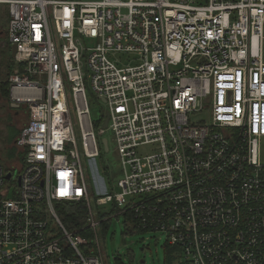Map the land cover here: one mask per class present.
Wrapping results in <instances>:
<instances>
[{
    "label": "built area",
    "instance_id": "obj_1",
    "mask_svg": "<svg viewBox=\"0 0 264 264\" xmlns=\"http://www.w3.org/2000/svg\"><path fill=\"white\" fill-rule=\"evenodd\" d=\"M0 3L27 118L0 165V264H108L100 227L120 217L180 264H264V0ZM106 133L122 177L94 211L84 163L104 172Z\"/></svg>",
    "mask_w": 264,
    "mask_h": 264
},
{
    "label": "rangeland",
    "instance_id": "obj_2",
    "mask_svg": "<svg viewBox=\"0 0 264 264\" xmlns=\"http://www.w3.org/2000/svg\"><path fill=\"white\" fill-rule=\"evenodd\" d=\"M86 1V0H78ZM8 23V7L0 3V165L6 167L16 161L12 151L14 141V130H19L20 119L16 117V111L12 104L5 98L3 90L6 88L8 80L14 73L21 69L11 57L8 49L6 27ZM9 88V87H8ZM88 103L92 120L95 122L101 109L104 110V104L98 103L94 96L88 94ZM202 121H207L203 116ZM14 135V136H12ZM105 137L109 141L110 151L103 153L99 166L104 165V172L96 173L91 163H84L86 169V182L91 191V204L95 208V199L102 196L99 184L103 182L105 192H111L116 187L117 181L122 177V172L113 152L111 135L106 133ZM262 161L264 162V140L261 143ZM110 210V207H106ZM119 220V221H118ZM112 218L100 231L102 233V247L107 257L108 264H180L175 261L167 263L165 260V247H167L164 235L153 233H129L125 227L124 219ZM143 262V263H141Z\"/></svg>",
    "mask_w": 264,
    "mask_h": 264
},
{
    "label": "trees",
    "instance_id": "obj_3",
    "mask_svg": "<svg viewBox=\"0 0 264 264\" xmlns=\"http://www.w3.org/2000/svg\"><path fill=\"white\" fill-rule=\"evenodd\" d=\"M8 45V44H7ZM8 49L10 51L9 45H8ZM8 83L6 85V88L3 90V94L5 96V98L8 97ZM15 134L12 135L15 138L17 137L19 130H14L13 131ZM14 138V140H15ZM14 142V141H13ZM12 151H10L11 155L13 154V157L15 156V149L12 146ZM80 205H68L65 204L62 206V210L60 212V216L62 217V222L64 224V226L68 229V230H74L76 228H78L80 226L81 223V219H82V214H84L82 211L83 209L81 208ZM78 210V211H77ZM165 260L167 263H173L175 261H179L178 260V249L176 248H171L169 246L165 247Z\"/></svg>",
    "mask_w": 264,
    "mask_h": 264
},
{
    "label": "water",
    "instance_id": "obj_4",
    "mask_svg": "<svg viewBox=\"0 0 264 264\" xmlns=\"http://www.w3.org/2000/svg\"><path fill=\"white\" fill-rule=\"evenodd\" d=\"M10 53H11V57L14 58V56L16 54V47L15 46H11ZM11 107L14 108V109H17V106H14V105H12ZM106 127H107V116H106V119H105V121L103 123V128L106 129ZM101 143H102V146H103V151L105 153H107L108 152V143H107V140L106 139H103L101 141ZM141 263H143V262H141Z\"/></svg>",
    "mask_w": 264,
    "mask_h": 264
},
{
    "label": "flooded vegetation",
    "instance_id": "obj_5",
    "mask_svg": "<svg viewBox=\"0 0 264 264\" xmlns=\"http://www.w3.org/2000/svg\"><path fill=\"white\" fill-rule=\"evenodd\" d=\"M15 111H16V117L21 120L20 125H19V129H20L26 123L27 118L22 113L21 109L17 108V109H15Z\"/></svg>",
    "mask_w": 264,
    "mask_h": 264
},
{
    "label": "crops",
    "instance_id": "obj_6",
    "mask_svg": "<svg viewBox=\"0 0 264 264\" xmlns=\"http://www.w3.org/2000/svg\"><path fill=\"white\" fill-rule=\"evenodd\" d=\"M8 21H9V16H8ZM8 24V23H7ZM8 43V42H7ZM9 45V44H8ZM9 48H11L10 46H9ZM13 59V58H12Z\"/></svg>",
    "mask_w": 264,
    "mask_h": 264
}]
</instances>
